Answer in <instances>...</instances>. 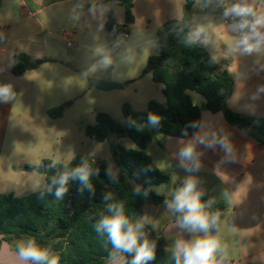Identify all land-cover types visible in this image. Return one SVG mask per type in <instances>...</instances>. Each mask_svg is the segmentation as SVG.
I'll return each instance as SVG.
<instances>
[{
    "label": "crops",
    "instance_id": "crops-1",
    "mask_svg": "<svg viewBox=\"0 0 264 264\" xmlns=\"http://www.w3.org/2000/svg\"><path fill=\"white\" fill-rule=\"evenodd\" d=\"M47 2L48 0H2L0 6V84H11L16 94L15 99L10 103L0 102V194H14L17 197H22L17 190L26 188L27 182L28 184L32 180L35 184L41 182L36 176L29 178L28 173L37 171H26L25 166H38L42 160L49 157L35 152L34 146L26 145L23 148L12 147L10 149L9 129L16 120L24 121V118L31 121V127L35 131L34 137L38 136L39 138V129H43V131L50 129L51 124L47 116H50L49 111L52 110L49 101L53 89V75L56 72L66 75V71H62L61 68L69 72L68 70L72 66V64L66 66L68 63H65L61 67L59 59H67L65 58L66 49L61 42L67 44V39L73 38L75 35L57 34L45 18H40L48 7ZM234 2L235 0H223L219 5L213 2L197 4L190 25L194 31L197 28L202 30L198 39L204 43L211 57L222 70L228 71L234 79L229 107L236 113L264 119V54L240 56L231 51L236 34L228 31L227 26L231 22L223 16V8ZM248 2L257 11H264V0H248ZM184 4L185 0H134V22L138 16L150 22L149 17H153L152 13L159 9L158 18L160 21H158L156 30L158 32L166 21L182 19ZM143 5L145 9L142 11ZM111 23L113 27L117 25ZM108 30L111 29L108 28ZM20 55L26 56L32 63L40 62V64L37 68L16 76L12 73V69L18 64ZM48 79H52L51 83ZM109 79L117 81L116 83L123 84L124 82L113 74ZM154 84L156 91L160 92L163 97L156 101L165 104L166 99L162 92L163 84L155 82ZM33 89L46 94L42 95L46 106L39 107V111L46 113L45 121L26 117L21 110L24 105L23 107L21 105L23 100L20 92H27L31 96ZM150 101L152 100L146 102V110ZM194 104L197 105L195 102ZM133 108L135 109L134 106ZM203 132H214L218 138L227 135L233 145L237 162L221 163L226 157L219 146L214 150L198 147L197 150L203 153L200 157L201 170L188 172L180 167L177 152L181 145L178 141L187 142L194 135ZM196 134L189 138L169 136L164 144L158 142L157 146L166 150L168 159L173 162V165L176 164L181 171L188 172V175L197 179L200 184L197 189L201 188L202 192L201 199L206 196V202L210 200L207 189L213 183V186L217 185L223 191L224 200L214 201L209 208L224 204L225 201L228 204L226 208L229 210L225 211V209L220 214L228 212L233 222V234L237 241L238 252L234 256L229 254L224 264H264V142L261 143L252 133L230 125L223 113H212L204 109L203 106L201 124ZM17 180L20 182L18 183ZM22 182L25 183L22 184ZM175 185H169L165 194H156L169 197L172 195ZM164 219L167 220L163 221L159 229H153L157 232L156 237L164 249V262L169 264L173 259L171 247L180 233L175 226V220H168L174 218L165 216ZM184 236L188 238L186 234ZM0 237V241L5 245L8 244V256L10 257L8 264H23L18 259H14L17 258L16 249L13 250L12 245L2 240V236ZM1 252L0 250V254Z\"/></svg>",
    "mask_w": 264,
    "mask_h": 264
},
{
    "label": "trees",
    "instance_id": "trees-1",
    "mask_svg": "<svg viewBox=\"0 0 264 264\" xmlns=\"http://www.w3.org/2000/svg\"><path fill=\"white\" fill-rule=\"evenodd\" d=\"M222 1L185 0L182 19L168 20L158 30L159 54L148 59L144 73H150L155 83L163 84L165 104L150 101L148 109L140 112L125 103L122 107L124 124L119 123L108 113L99 112L96 123L84 128L85 135L91 140L104 142L115 134L119 137L128 136L135 143L137 149L117 146L115 157L122 172L140 186V194H133L123 176L117 177L116 182L109 181L105 175L107 169L105 160L78 155L68 164L56 162V167L52 168L50 165L54 160L44 159L38 166L26 165L25 170L42 173L46 182L58 172L71 170L83 161H88L94 169L99 170V174L91 178L95 194L87 189L83 193L78 192V181H70L69 193L62 201H56L54 195L47 193L40 199L39 192L23 197L0 194L2 240L11 243L29 236L36 237L40 243H52L54 251L61 257L60 264H106L105 258L111 251V244L106 234L103 237L99 236L93 228L100 211L111 202H105L103 196L111 193L113 200L122 201L126 214L132 218L145 215L143 207L146 200L151 199L154 203L161 204L172 198V195L163 197L153 192V187L169 183L170 176L154 164L152 156L146 150L148 145L156 140L155 129L181 138H189L199 130L201 108L194 104L189 91H195L203 96L204 109L212 113H223L230 125L252 133L261 143L264 142V119L236 113L229 107L234 88L232 75L222 70L201 40L198 39L195 44L186 43L187 34L194 31L190 22L195 6L202 2L219 5ZM1 3L2 0L0 6ZM121 5L125 9L124 25L132 24L134 0H124ZM111 20L112 11L107 22L109 29L113 27ZM39 64L40 62L32 63L26 56L20 55L12 73L20 76L28 70L37 68ZM61 113V109L49 111L52 116H60ZM149 113L160 116L161 123L158 128H145L142 132H137L128 125L129 118L143 124ZM147 168L152 170L145 171ZM180 186L182 184H176L174 190ZM145 191L148 192L147 197L144 196ZM206 200V196H203L202 201L206 203ZM225 209V204H218L208 211L221 212ZM145 232L149 239L157 244L156 258L149 264H164L165 253L156 237V231L152 226L146 225ZM169 264H175V261L172 259Z\"/></svg>",
    "mask_w": 264,
    "mask_h": 264
},
{
    "label": "rangeland",
    "instance_id": "rangeland-1",
    "mask_svg": "<svg viewBox=\"0 0 264 264\" xmlns=\"http://www.w3.org/2000/svg\"><path fill=\"white\" fill-rule=\"evenodd\" d=\"M46 4L48 7L40 18H45L57 34L66 32L75 35V37H71L75 44L73 47H68L65 42H61L66 49L65 58L67 59H59L60 65L63 67L65 63L72 64L68 70L69 72L61 68L62 71H66V75L57 74L56 72L53 78L51 76L53 89L51 90L49 106L52 107V110L61 109L62 113L60 116L50 114V116H47L51 128L44 131L39 129V138L38 136L34 137L35 131L31 127V121L27 118H24V121L16 120L9 129V148L16 147V149H19L26 145L34 146L35 152H40L42 156H47L51 160L63 164L70 163L78 155L88 156L95 160H105L107 168L111 165L113 171L117 173V177L124 176L130 189L133 190L137 183L122 172L115 157V148L122 146L126 149H137L135 143L128 136L119 137L115 134H112L104 142L91 140L85 135L84 128L96 123V116L99 112L108 113L119 123L124 124L122 107L125 103L134 106L136 110L145 111L148 100L163 99L160 92L155 89L151 74L144 73L148 59L159 54L156 31L158 21H160L158 18L159 9L152 13L153 17H149L150 22L138 16L134 24L129 25L130 37L124 39L118 37L117 26H121L125 22V9L115 0H48ZM93 4L98 7L103 5L107 9L103 17L97 19L91 17L88 10ZM144 9L143 5L142 11ZM73 10H75V14L80 15L79 21L71 19L74 14ZM111 11V21L117 25L108 30L107 22ZM101 24L103 25L102 29L100 28ZM97 48L102 49L103 52L112 57V65L104 67L100 63L102 56L101 53L97 52ZM111 74L116 76L117 79L124 80L123 84L125 87L127 86V89L105 92L92 85L91 80L93 79L117 82L109 79ZM52 79H48V81L51 83ZM31 91L33 92L31 96L27 92H20L23 100L21 105L22 107L24 105L21 110L26 117H34L45 121L46 113L39 111V107L46 106L45 99H42V95L46 94L34 89ZM188 93L197 106L202 109L205 103L203 96L195 91H189ZM155 132L156 140L148 145L146 151L153 157L154 164L170 176L171 181L167 184L155 186L152 190L154 193L165 194L166 189L170 187L169 185L183 184L185 179L193 176L188 175V172L181 171L176 164L173 165V162L168 159L166 150L157 146L158 142L164 144L170 135L162 133L158 129H155ZM35 176L40 179V183H47L42 173H28L29 178ZM17 182L19 183L20 180H17ZM213 184L207 189L210 200L213 202L224 200L225 197L221 188L217 185L213 186ZM35 185L32 180L30 184L27 182L26 188L20 191L17 190V192L22 197L26 196L33 192L32 187ZM199 185L198 183L197 186ZM200 190L201 188H199ZM224 204L228 206L225 201ZM143 210L145 215L157 223L155 230L159 229L163 221L167 220L164 219L165 216L174 218L168 220H175V217L168 211L164 203L156 204L151 199L146 200ZM227 210L229 208H226L225 211ZM232 223L230 214L223 212L220 214V231L219 233H213L218 235L222 243H227L230 256H234L238 252ZM147 225L152 226V224ZM18 240L20 239L10 243L13 250L16 249L15 244ZM7 245V243L5 245L1 241L0 264L10 263ZM164 264L168 263L165 261Z\"/></svg>",
    "mask_w": 264,
    "mask_h": 264
},
{
    "label": "clouds",
    "instance_id": "clouds-1",
    "mask_svg": "<svg viewBox=\"0 0 264 264\" xmlns=\"http://www.w3.org/2000/svg\"><path fill=\"white\" fill-rule=\"evenodd\" d=\"M89 14L93 19L103 17L107 9L96 4L91 5ZM71 19L80 20V15L73 10ZM223 16L233 18L234 23L227 26L228 31L236 34L231 51L240 56H253L264 54V11H257L248 0H235L234 3L224 6ZM103 28V25H100ZM201 29L189 32L186 36V43L195 44L201 35ZM101 53L100 63L104 67L113 64L112 57L97 48ZM15 92L11 84H0V102L10 103L15 99ZM161 118L155 113H149L143 124L128 120V125L142 132L144 128H158ZM196 127V125H193ZM181 145L177 152L180 167L188 172H198L202 168L200 157L202 152L198 147L214 150L219 146L225 153L226 159L221 163H236L233 145L229 137L224 135L220 138L213 133L203 132L194 135L187 142L178 141ZM56 167V161L50 165ZM151 168L145 171H151ZM99 170L94 169L88 161L64 170L50 177L47 183H37L32 187L33 192H39V198L43 199L45 194H52L56 201H62L70 190V181H78V192L83 193L87 189L93 195L92 177L98 175ZM105 175L111 182H116L117 173L111 165L106 169ZM198 181L189 176L182 186L176 188L172 198L165 200V206L175 217V226L180 235L175 239L171 247L172 258L175 264H224L229 256L227 243H222L218 235L220 231V212H210L209 207L212 200L203 202L202 192L197 189ZM43 189V190H41ZM140 186L133 189V194H140ZM148 192H144L147 197ZM105 202L111 201L100 211L98 218L93 225L94 231L99 236L107 237L111 244V251L105 258L106 264H149L156 258L155 241L150 240L145 232V226L152 224L157 226L149 216L142 215L139 218H132L126 214L125 205L122 201L113 200L111 193L103 196ZM184 234L188 238H185ZM43 236V233H41ZM16 257L23 264H60V255L54 251L52 243H40L36 237H25L15 244ZM219 256V258H218ZM128 257H131L129 259Z\"/></svg>",
    "mask_w": 264,
    "mask_h": 264
},
{
    "label": "water",
    "instance_id": "water-1",
    "mask_svg": "<svg viewBox=\"0 0 264 264\" xmlns=\"http://www.w3.org/2000/svg\"><path fill=\"white\" fill-rule=\"evenodd\" d=\"M115 1L120 4L124 2V0H115ZM66 66H69V64H66ZM91 83L98 90L105 91V92L117 90V89H124L123 84L116 83V82H109V81L93 79L91 80Z\"/></svg>",
    "mask_w": 264,
    "mask_h": 264
},
{
    "label": "built area",
    "instance_id": "built-area-1",
    "mask_svg": "<svg viewBox=\"0 0 264 264\" xmlns=\"http://www.w3.org/2000/svg\"><path fill=\"white\" fill-rule=\"evenodd\" d=\"M228 21L231 23H234L236 21L233 20V18L229 17ZM63 34L66 36L69 33L63 32ZM72 36H74V33H70ZM69 34V35H70ZM117 35L119 38L128 39L130 37V26L129 25H122L121 27L117 28ZM75 44L71 37L67 39V46L73 47Z\"/></svg>",
    "mask_w": 264,
    "mask_h": 264
}]
</instances>
